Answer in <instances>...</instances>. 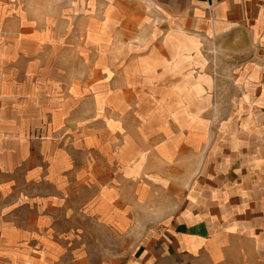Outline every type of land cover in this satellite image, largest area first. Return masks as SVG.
I'll return each mask as SVG.
<instances>
[{"label":"rangeland","instance_id":"374dc122","mask_svg":"<svg viewBox=\"0 0 264 264\" xmlns=\"http://www.w3.org/2000/svg\"><path fill=\"white\" fill-rule=\"evenodd\" d=\"M155 16L0 0V264H264V45Z\"/></svg>","mask_w":264,"mask_h":264},{"label":"crops","instance_id":"0c3cea01","mask_svg":"<svg viewBox=\"0 0 264 264\" xmlns=\"http://www.w3.org/2000/svg\"><path fill=\"white\" fill-rule=\"evenodd\" d=\"M166 25L187 34L215 36L249 35L264 45V0H140ZM182 221L175 238L182 250L193 245L216 242L220 236L214 222ZM211 242V241H210ZM198 245V246H199ZM197 246V248H198Z\"/></svg>","mask_w":264,"mask_h":264}]
</instances>
